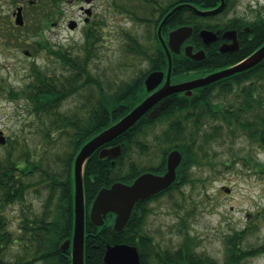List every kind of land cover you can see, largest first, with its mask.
<instances>
[{
	"label": "trees",
	"instance_id": "obj_1",
	"mask_svg": "<svg viewBox=\"0 0 264 264\" xmlns=\"http://www.w3.org/2000/svg\"><path fill=\"white\" fill-rule=\"evenodd\" d=\"M218 1L131 0L130 17L144 25L143 34L147 35L145 37L138 31L129 30L125 49L132 57L147 61L148 67L141 69L140 74L122 80L118 86L114 79L111 81L108 66L97 62L99 47L95 39L89 38L85 46L75 49L52 45L51 53L56 63L52 64L51 72L48 73L43 66H30L27 83L9 91L8 96L13 100L25 95L28 112H34L39 121L37 133L41 136V145L35 147L31 156L28 143L14 137L7 142L5 153L0 155V264H72L71 251H63L60 246L66 238L73 237L74 232L72 175L76 154L84 143L147 97L149 92L144 78L150 72L158 69L167 71V54L157 36V25L166 13L178 3L189 2L210 8ZM237 1L226 0L223 12ZM260 8L257 18L250 23L234 20L241 26L250 25L251 30L249 34L244 31L241 48L221 66L244 59L264 44V5ZM207 18L184 7L171 14L163 30L165 33L171 27L192 24L195 28L193 39L201 43L198 33L201 27L208 26L204 23ZM173 64L176 70L172 75H181L193 69L192 65L196 63L184 55L174 54ZM200 65L215 66L206 61ZM218 84L219 93L234 92V96L242 95V100L226 107L216 105L212 101L214 90L205 88L192 97L172 95L169 106L158 117L143 116L107 144L121 142L120 156L100 159L97 150L84 164V196L89 211L101 188L117 181L131 183L145 171L163 173L165 160L173 148L184 154L176 182L152 198L135 203L130 220L122 231H115L113 213L107 215L104 226L94 225L87 214L85 264H105L102 258L105 246L119 242L137 246L143 264H243L245 260L264 252V245L243 246L246 236L255 230V222H249L246 228L236 230L227 237L228 246L223 261L198 252L195 237L190 233L189 221L194 206L188 202L183 186L195 182L188 169L194 164L205 166L208 162L209 150L206 146L213 142L220 129L213 126L216 120H221L229 132L234 133L236 126H240L247 136L264 146V60ZM234 88H237L236 91ZM71 96H77L78 101L66 110L63 104ZM204 119L212 124L207 131L201 130ZM244 159L246 164L264 173V161L257 157L253 161L251 158ZM112 160L114 163H111ZM30 190L40 200V211L23 206L19 226L12 231L7 221V208L26 200ZM164 193L170 194L173 210L178 213L176 223L180 226L179 230H185L177 248L163 246L145 229L152 209L149 201L159 199ZM177 193L180 199H176ZM15 245L16 251L10 252V247Z\"/></svg>",
	"mask_w": 264,
	"mask_h": 264
},
{
	"label": "rangeland",
	"instance_id": "obj_2",
	"mask_svg": "<svg viewBox=\"0 0 264 264\" xmlns=\"http://www.w3.org/2000/svg\"><path fill=\"white\" fill-rule=\"evenodd\" d=\"M116 0V7H123V3ZM77 2V1H75ZM131 5V3H130ZM264 5V0H238L232 7L218 16L220 20H228L230 17H238L242 23H250L257 18V10ZM69 13L74 16H81L79 4H68ZM264 10V8H263ZM143 24L135 22L132 17L115 19L114 39L107 45L102 42L99 45V56L97 62L102 66L107 65L111 81L114 79L117 86L131 76L141 73V69L148 67L147 61L140 60L139 57H132L125 49L127 38L120 33V27L143 34ZM46 38L54 47L61 45L63 48H78L81 37L79 32H69L65 28L62 20L58 25H53ZM126 39V40H125ZM125 40V41H124ZM79 43V44H78ZM26 46L28 44L26 43ZM74 51V50H72ZM0 47V129H6L11 138H20L28 143L27 147L35 150L41 145V136L37 133L39 121L35 116L27 115L28 110L22 111L20 103L24 100H13L10 98L9 91L12 88H20L27 83L30 76V65L33 59L25 56L21 52H15L20 60L14 56H7ZM12 62L8 66L5 62ZM20 61L28 62V65H21ZM52 57L46 59L43 64L51 72L52 64L56 63ZM31 63V64H30ZM31 66H34L31 65ZM38 66V65H37ZM4 85V87H2ZM216 87L213 89L212 101L216 105L227 106L232 103H239L242 95L238 97L231 93H219ZM237 88H234L236 91ZM78 101L77 96H71L64 104L63 108H71ZM27 106V105H26ZM25 115V119H22ZM221 120H216L213 126L220 127L219 133L214 137L211 144L206 148L209 150L208 162L204 166L194 164L189 170V175L194 178V184L183 186L188 202L194 206L190 219V233L195 237V248L200 253H205L215 257L219 261L225 258L227 249V237L236 230L246 228L249 222H255L256 228L246 236L243 246L250 244L264 245V173H260L252 165L245 163L246 158L253 161L256 157L264 161V146L258 141L252 140L246 132L236 126V131L229 132L226 125L223 127ZM207 119L201 125L202 131L210 129ZM7 146L0 144V155L5 153ZM252 157H255L252 159ZM210 161V162H209ZM214 163L212 166L211 163ZM255 162V161H254ZM229 189V191H228ZM170 194L164 193L159 199L149 201L152 208L145 229L153 234L163 245L177 248L183 240L185 230H179L177 225L178 213L172 207L169 200ZM26 200L16 203L7 208L9 226L12 231L19 226L22 207L40 211V200L36 197L33 190H30L25 197ZM176 199H180L177 193ZM258 217V218H257ZM17 246L10 247V252L16 251ZM243 264H264V252L245 260Z\"/></svg>",
	"mask_w": 264,
	"mask_h": 264
},
{
	"label": "water",
	"instance_id": "obj_3",
	"mask_svg": "<svg viewBox=\"0 0 264 264\" xmlns=\"http://www.w3.org/2000/svg\"><path fill=\"white\" fill-rule=\"evenodd\" d=\"M225 0H221L220 4L212 9H200L192 3H178L173 7L162 19L157 28L158 37L167 53L168 70L167 74L163 70L152 71L145 78V86L150 93L139 104H137L130 112L120 118L118 121L105 128L97 135L88 140L76 154L74 159L73 177H74V232L72 238H66L60 248L63 251L71 250L72 264H85V234H86V202L84 192V168L89 158L97 150L100 159L115 158L122 152L121 142L116 145L107 146L125 131L135 125L146 114L150 118H156L160 112L167 108L171 101V96L177 92L186 91L187 96L193 94L195 87L208 85L222 78L231 76V74L242 73L248 69L255 67L259 62L264 60V44L257 50L252 52L243 61L235 63V65L226 69L200 77L183 83H172L171 77L174 70L172 53L179 54L181 45L184 44L193 34V27L190 25H181L169 32L168 40H165L162 34L163 25L167 23L171 14L176 11L188 7L202 15L214 14L223 10ZM19 20V23H23ZM201 36L206 43H210L217 38V33L210 29H202ZM237 49L239 43L234 42ZM224 50L223 47H221ZM186 54H190L192 46L185 47ZM203 54V52H202ZM202 55L200 59H202ZM166 75V77H165ZM163 83V84H162ZM264 140V135H263ZM6 137L0 136V142L5 143ZM183 153L177 148L171 150L167 155V170L163 174L154 172H144L140 174L133 183H125L117 181L109 187L101 188L94 198L89 210V219L96 226H104L108 219V214L115 215L113 227L115 231H122L128 223L135 203L139 200L148 199L160 191L168 188L177 179V168L181 164ZM114 163V160L111 162ZM229 191V189H228ZM103 255L105 264H143L137 246L128 243H108Z\"/></svg>",
	"mask_w": 264,
	"mask_h": 264
},
{
	"label": "flooded vegetation",
	"instance_id": "obj_4",
	"mask_svg": "<svg viewBox=\"0 0 264 264\" xmlns=\"http://www.w3.org/2000/svg\"><path fill=\"white\" fill-rule=\"evenodd\" d=\"M220 1L221 0L218 1L217 5L210 8L197 7L203 10L212 9L217 7L220 4ZM120 2L123 3L122 8L116 7V0H0V47L4 50L3 54L7 56H14L17 60H20L19 56L14 53L21 52L25 56L33 59L32 64L30 63L31 65L43 66V64L37 62H44L46 59L52 58L51 42L46 38V35L48 34L47 32H50L52 26L58 25L62 20L65 22V28L69 32H79L81 37L80 44L78 43L79 47L85 46V44H87V39L89 38H92L91 40L93 41L95 39L98 47L101 42L104 45H107L106 38L109 39V42L114 39L115 19L117 17L126 19L128 16H131V0H122ZM69 3L72 5L74 3L79 4L81 16L77 17L74 16V14L69 13ZM195 13L198 14L197 12ZM222 13L223 10L214 14L203 15L208 17L204 20V23L208 24L210 27L205 26L199 29L198 34L202 40L201 43H198V41L193 39V35L191 34L192 36L181 45V52L179 54L172 53L173 55L176 54L178 56L184 55L196 63L195 65H192L194 68L188 72L181 75L170 76L172 83L176 84L196 80L200 77H206V75H211L212 73L235 65V63H231L221 66V63H226L227 58L234 55L236 51L241 48L244 31L247 32L246 34H249L251 26H241L240 22L237 24L234 20H237L238 22V17H230L228 20L218 19V16ZM21 19H23L22 24L18 22L19 20L21 21ZM188 25L192 26L195 31L192 24ZM179 26L181 25L171 27L167 29L165 33L163 30L164 38L168 40L167 35H169V32ZM120 28V33L127 37L129 29H126V27ZM202 29H210L216 32V40L206 43L200 34ZM235 41L239 43L237 49H233L235 47ZM26 43L28 46H26ZM187 45L192 46V51L189 55L186 54L185 50ZM221 47H223L224 50H222ZM201 55L203 57L202 59H200ZM221 59L224 60L220 62ZM205 61L214 63L215 66H201L200 64H203ZM5 63L8 64V66L12 65V62L6 61ZM20 64L29 66L28 62L22 63L20 61ZM175 70L176 68L174 67L173 72H175ZM226 78L227 77L222 78L208 85L195 87L193 89V94L189 96L192 97L197 93H200L204 88L211 91L219 86L218 83L220 81ZM2 87H4V85H2ZM186 94V91H181L173 95L181 98L187 96ZM25 99L26 97L24 95L22 98L15 100L16 102L18 100H24L25 102ZM25 104L26 102L20 103L22 111H27V106ZM27 115L35 117L34 112H27ZM22 119H25V115H23ZM3 135H5L7 140L5 143L0 144L5 146L8 139H10L6 129H0V136ZM33 151L34 150L31 149V156L33 155ZM165 170H167V168ZM165 170L163 172H165Z\"/></svg>",
	"mask_w": 264,
	"mask_h": 264
}]
</instances>
